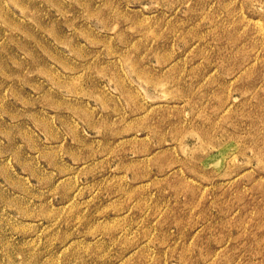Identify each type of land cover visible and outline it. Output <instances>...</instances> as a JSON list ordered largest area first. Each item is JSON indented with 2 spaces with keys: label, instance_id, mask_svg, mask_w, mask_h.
I'll list each match as a JSON object with an SVG mask.
<instances>
[{
  "label": "rangeland",
  "instance_id": "obj_1",
  "mask_svg": "<svg viewBox=\"0 0 264 264\" xmlns=\"http://www.w3.org/2000/svg\"><path fill=\"white\" fill-rule=\"evenodd\" d=\"M0 264H264V0H0Z\"/></svg>",
  "mask_w": 264,
  "mask_h": 264
}]
</instances>
